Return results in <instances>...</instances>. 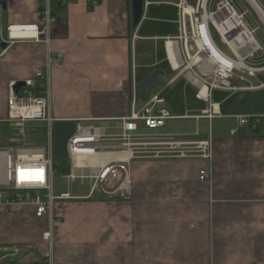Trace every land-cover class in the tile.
I'll return each instance as SVG.
<instances>
[{"label": "crops", "instance_id": "obj_1", "mask_svg": "<svg viewBox=\"0 0 264 264\" xmlns=\"http://www.w3.org/2000/svg\"><path fill=\"white\" fill-rule=\"evenodd\" d=\"M51 1L56 4L50 48L18 41L0 50V148L25 146L24 134L16 133L17 126L7 121L9 85L34 79L37 68L45 69L49 50L64 55L51 70L53 118L101 127L116 139L103 143L112 147L105 152L120 150L121 121L132 115L135 95L137 109H142L139 86L158 70L168 76L167 89L160 95L175 119L163 129L141 128L140 133L164 140L212 139L213 144L210 162L121 159L115 153L104 158L114 164L105 183L94 193L91 187L86 197L67 200L78 203L57 205L62 219L55 226L61 249L56 262L264 264V123L253 132L239 126L237 119L264 117V20L259 18L263 30L255 28L263 51L247 62L262 70L254 76L236 71L233 90H215L207 103L197 99L188 69H181L183 43L177 48L179 63L168 43L180 36V15L174 6L180 0H145L136 28L132 0ZM44 10L45 0H8L0 23L5 16L8 27L40 24ZM207 112L216 116L206 118ZM191 119L197 122L195 131L175 125ZM236 128L238 133L232 135ZM202 170L210 173L204 183ZM14 207L25 208L27 216L6 215L7 208ZM0 213L3 224L11 219L43 223L42 238L48 228L32 207L4 206Z\"/></svg>", "mask_w": 264, "mask_h": 264}, {"label": "built area", "instance_id": "obj_2", "mask_svg": "<svg viewBox=\"0 0 264 264\" xmlns=\"http://www.w3.org/2000/svg\"><path fill=\"white\" fill-rule=\"evenodd\" d=\"M256 11L254 2L263 12L257 0H244ZM238 0H198L196 7H191L187 0H180L174 4L179 10L180 36L169 44H173V51L179 60L178 45L182 42L184 55L188 61L187 69H200V75H190L193 85L198 89L197 99L210 103L215 90H233L231 79L236 71L247 72L254 76L262 69L251 67L247 62L255 56L257 51H263L258 44L256 30L249 26L247 13L241 12L236 3ZM51 0H45V10L40 24L25 26H9L8 38H3L2 27L0 39L9 47L18 41H32L51 45L52 29L55 18L51 12ZM149 3H146V7ZM0 0V19L3 12ZM2 12V13H1ZM212 29L220 36L223 44L231 55L222 52L213 41ZM17 30L35 32V37L14 39L12 33ZM6 51V50H5ZM64 58L63 54H52L49 50L48 62L44 70L37 68L34 79L26 80L25 87L15 92L18 82L9 85L8 93V122L22 129L28 123L44 124L48 130V142L44 147L19 146L0 148V207L25 206L35 209L37 219L46 220L48 230L43 239L53 249L55 246V202L57 200H71L73 197L64 195L55 197L53 194V176L56 172L58 160L55 158V125L59 122L76 124L74 134L67 143L68 159L66 162L74 171L91 172L93 180L92 193L105 183L113 172L114 164L104 160L105 156L115 153L121 159L129 156L131 159L143 158L151 160H201L210 162L213 158L212 139L198 141H176L161 138H147L140 133L141 128L147 131H158L166 127L167 122L174 120L172 113L165 107L166 100L153 93L151 99L144 103L142 109L136 106L137 96L133 103L132 115L123 119L119 136L120 150H111V143L115 137L103 133L101 127L94 124H82L80 121H58L51 114L52 78L51 70ZM185 65L183 62L182 66ZM194 74V73H193ZM210 112V111H209ZM207 112L206 118L216 115ZM218 115V114H217ZM200 118V117H199ZM198 118V119H199ZM238 125L257 132L264 123V117H237ZM20 132V131H19ZM238 133V128L231 131ZM23 135V133H20ZM91 158L98 161L92 163ZM76 180L71 174L67 177ZM84 178V177H83ZM208 170L200 172V181H208ZM52 255V254H51ZM45 264H58L53 256Z\"/></svg>", "mask_w": 264, "mask_h": 264}, {"label": "rangeland", "instance_id": "obj_3", "mask_svg": "<svg viewBox=\"0 0 264 264\" xmlns=\"http://www.w3.org/2000/svg\"><path fill=\"white\" fill-rule=\"evenodd\" d=\"M161 1V0H155ZM198 0H189V5L195 7L197 6ZM261 7L264 10V0H257ZM236 6L241 12H246L248 15L246 20L249 23V26L252 29L256 27H260L263 30L259 17L253 10L251 6H249L244 0H238ZM3 38H8V24L6 17L3 16ZM257 31V29H256ZM261 33V31H260ZM256 35L258 36L257 32ZM212 37L214 43L217 47L224 52L225 54H230L227 47L223 44L220 36L212 29ZM262 53V52H261ZM183 62L185 65L182 66V71L187 70V59L182 54ZM194 73V74H193ZM195 73L200 75V69L198 67H194L193 71L188 69L186 74L194 75ZM167 87L160 88L156 90L155 93L160 94L164 91ZM171 90H168V93ZM195 92V91H194ZM167 94V93H166ZM194 96V95H193ZM195 103H197L195 101ZM192 107V105H191ZM195 108V107H194ZM189 124L191 126H189ZM179 129L185 125L187 129L195 128L197 126V122L191 119L190 121H183V122H176L175 124ZM24 134V145L30 147H44L48 142V130L44 124L40 123H32L26 124V126L22 129H16L15 132ZM69 164L65 165L64 162H61L57 165L56 172L53 176V194L55 197H63L64 195H69L70 197H86L89 195L91 191V187H93V180L90 178L91 172L89 170L85 171H74L70 168ZM68 168L70 171L68 172ZM75 174L78 178L76 180H70L67 177L69 175ZM84 177V178H83ZM79 201H67L61 200L55 202V221L60 222L61 216L58 215L57 205L61 204H72L78 203ZM25 208L22 207H14V208H7L8 213L6 215L10 217H26L27 213L24 212ZM71 213V210H70ZM3 215L2 213H0ZM70 217L67 218L69 220ZM56 222V223H57ZM43 223L33 222L29 220H22V221H15L13 219L6 224H3L0 221V264H42L41 262L48 261L50 256H53L54 259L57 261L59 255H61V249L59 248L60 245L57 244L56 237H55V246L51 249L47 242L41 237L42 234V225ZM44 225V224H43ZM72 230V225L68 224ZM48 227V225H47ZM49 228H47L48 230ZM46 230V231H47ZM57 234V231L55 232ZM54 233V234H55ZM44 234V233H43ZM43 236V235H42ZM59 242V239H58ZM52 254V255H51Z\"/></svg>", "mask_w": 264, "mask_h": 264}, {"label": "water", "instance_id": "obj_4", "mask_svg": "<svg viewBox=\"0 0 264 264\" xmlns=\"http://www.w3.org/2000/svg\"><path fill=\"white\" fill-rule=\"evenodd\" d=\"M8 0H1L2 12L7 10ZM145 9V0H132L133 26H139L143 19ZM1 12V13H2ZM2 22L0 23V28ZM9 48V44L0 39V50L5 51ZM168 85V76L164 71H155L150 77L144 80L139 86V98L142 102H148L156 90ZM25 87V82L20 81L15 87V92ZM76 124L72 122H59L55 125V158L58 161H67V143L69 138L74 134Z\"/></svg>", "mask_w": 264, "mask_h": 264}, {"label": "bare ground", "instance_id": "obj_5", "mask_svg": "<svg viewBox=\"0 0 264 264\" xmlns=\"http://www.w3.org/2000/svg\"><path fill=\"white\" fill-rule=\"evenodd\" d=\"M252 4H253V6L255 7V9H256V11H258V13L260 14V16L263 18V20H264V14H263V12L261 11V9L254 3V2H252ZM20 33H31V34H33V37H35L36 36V33L35 32H31V31H21V30H17L16 32H13L12 33V37L14 38V39H26V38H29V37H14L13 35L14 34H20ZM169 45V44H168ZM170 45L173 47V44H171L170 43ZM169 51H170V49H169ZM173 53H174V51H173ZM171 54V53H170ZM174 58L177 60V63H179V61H178V59L176 58V56H175V53H174ZM172 62V61H171ZM178 67H176V69H177ZM111 155H107V158H109ZM113 156H115V155H113ZM117 157V156H116ZM105 158H106V156H105ZM110 159V158H109ZM90 161L92 162V163H95V162H97L98 161V159L97 158H91L90 159Z\"/></svg>", "mask_w": 264, "mask_h": 264}, {"label": "trees", "instance_id": "obj_6", "mask_svg": "<svg viewBox=\"0 0 264 264\" xmlns=\"http://www.w3.org/2000/svg\"><path fill=\"white\" fill-rule=\"evenodd\" d=\"M55 2H52L51 3V12H52V15H53V10H54V7H55ZM57 6V5H56ZM60 5H58V7H59ZM61 162H64L65 163V165H67L68 164V162H66V161H60V162H58V164L59 163H61ZM70 171V169L68 168V172ZM12 264H15V263H12ZM40 264V263H39Z\"/></svg>", "mask_w": 264, "mask_h": 264}]
</instances>
